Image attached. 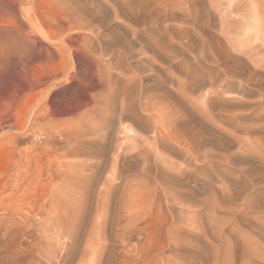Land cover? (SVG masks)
I'll use <instances>...</instances> for the list:
<instances>
[{"label": "rangeland", "instance_id": "1", "mask_svg": "<svg viewBox=\"0 0 264 264\" xmlns=\"http://www.w3.org/2000/svg\"><path fill=\"white\" fill-rule=\"evenodd\" d=\"M95 2V23L105 22L77 47L85 31L68 29L71 2L0 0V216L30 217L13 227L16 249L0 226V253L9 245L32 264H96L100 254L264 264V84L226 75L250 57L264 70L254 1ZM243 17L230 46L226 26L235 34ZM85 143L91 153L75 154ZM55 213L62 228L46 223Z\"/></svg>", "mask_w": 264, "mask_h": 264}, {"label": "bare ground", "instance_id": "2", "mask_svg": "<svg viewBox=\"0 0 264 264\" xmlns=\"http://www.w3.org/2000/svg\"><path fill=\"white\" fill-rule=\"evenodd\" d=\"M13 1V0H12ZM65 2H66V0H64ZM95 1H99V0H71V1H68L67 0V2H71L69 5L71 6V10H72V16H71V18H70V20L68 21V29H69V31H73V32H76L77 31V33L78 32H80V34L82 33V30H83V32H84V34L83 35H81V36H76V37H74V38H72L71 39V41H73V44L75 45V46H77V47H82V46H85L86 45V42H88V43H91V41L89 40V36L90 37H96V26H97V24L99 25V23L103 20V18H101L100 19V17H99V20H100V22L99 23H95V19H97L96 18V7H98V6H96V5H99V4H96V2ZM251 1V0H250ZM254 1V5H253V7H254V11H255V14H254V16H253V19L255 20V24H253V25H255L254 26V28H256V31H255V33H254V36H258L259 38H262V39H264V0L262 1V0H253ZM29 2V1H28ZM16 3V2H15ZM32 3V2H31ZM235 4V3H234ZM68 5V6H69ZM230 5V4H229ZM232 6V5H231ZM239 6V5H238ZM100 7H98V9H99ZM115 8V7H114ZM242 7H240L238 10H240ZM244 8V7H243ZM242 8V9H243ZM252 8V7H251ZM42 9V8H41ZM97 9V11H99ZM241 9V10H242ZM165 10V9H164ZM230 9H228V11H229ZM237 10V11H238ZM5 11V10H4ZM32 11V10H31ZM42 11V10H41ZM196 11V10H195ZM245 11V10H244ZM189 13V12H188ZM232 13V12H231ZM234 13V12H233ZM245 13V12H244ZM243 13V15L239 12V14L240 15H242V16H244V15H246V14H244ZM10 14V13H9ZM140 14V13H139ZM152 14V13H151ZM227 14V13H226ZM250 14H251V12H250ZM28 15V14H27ZM190 15V14H189ZM228 15H229V13H228ZM235 15V14H234ZM237 15V14H236ZM253 15V14H252ZM4 16V15H3ZM20 16V15H19ZM29 16V15H28ZM70 17V16H69ZM233 17V16H232ZM44 18V17H43ZM115 18V17H114ZM230 18V17H229ZM235 19H236V17H234ZM252 18V17H251ZM15 19V18H14ZM17 19V18H16ZM23 19V18H22ZM69 19V18H68ZM196 19V18H195ZM231 19V18H230ZM67 21V20H66ZM104 22H105V20H103ZM101 22V26L103 25V23L104 22ZM119 21V20H118ZM191 21V20H190ZM249 19H247L246 17H243V18H241L240 19V21H239V31H236L235 32V34H233L234 33V30H236V27L235 28H233L234 27V24L232 25V23L231 22H229L228 24H227V32L231 35V36H228V37H231L230 39V46H231V44L234 42V40H236L235 38H234V36H237L238 34H240L239 32L240 31H242L245 27L247 28L248 27V25H249ZM253 21V20H252ZM27 22V21H26ZM61 22V21H60ZM96 22H98V21H96ZM123 23V22H122ZM34 24V23H33ZM66 24V23H65ZM94 24H96V26L94 25ZM246 24H248V25H246ZM30 25V24H29ZM63 25V24H62ZM127 25V24H126ZM128 25H129V23H128ZM52 26V25H51ZM105 26V25H104ZM123 26H125V25H123ZM59 27H60V25H59ZM99 28H100V26H98ZM118 27V26H117ZM163 27V26H162ZM32 28V27H31ZM61 28V27H60ZM245 28V29H246ZM45 29V28H44ZM57 29H58V27H57ZM62 29V28H61ZM67 29V28H66ZM244 29V30H245ZM19 30V29H18ZM136 30H138L137 29V27H136ZM249 30V29H248ZM253 31H254V29H252ZM30 31V30H29ZM62 31V30H61ZM101 31V30H100ZM165 32V31H164ZM249 32H252V31H249ZM55 33V32H54ZM57 34L59 33V31L57 30V32H56ZM72 33V32H71ZM242 33V32H241ZM56 34V35H57ZM60 34L62 35V34H64V33H61L60 32ZM59 34V35H60ZM70 34V33H69ZM67 35V36H72V34H74V33H72V34H70V35ZM79 34V33H78ZM101 34H103V33H101ZM247 34V33H246ZM252 34V33H251ZM24 35V34H23ZM26 35V34H25ZM52 35H54V34H52ZM60 35V36H61ZM105 35H107V34H105ZM29 36V35H28ZM34 36V35H33ZM70 36V37H71ZM74 36V35H73ZM103 36V35H102ZM101 36V37H102ZM111 36V35H110ZM253 35H250L249 34V37L250 38H252V37H254ZM48 37V36H47ZM56 37V36H55ZM63 37V36H62ZM105 38H106V36H104ZM114 37H116L115 35H114ZM118 37V36H117ZM139 37V36H138ZM141 37V36H140ZM24 38V37H23ZM58 38V37H57ZM59 38H61V37H59ZM100 38V37H99ZM133 38V37H132ZM136 38V37H135ZM238 38V37H237ZM50 39V38H49ZM63 39H66L65 37L63 38ZM96 39H98V38H96ZM95 39V41H97ZM103 40H105L104 38H102ZM101 39V40H102ZM117 40L118 39H121L120 37L119 38H116ZM122 39H125V38H122ZM143 39V38H142ZM25 40V39H24ZM92 40V39H91ZM100 40V41H101ZM107 40H108V38L106 39V42H107ZM115 40V39H114ZM116 40V41H117ZM126 40V39H125ZM136 40H137V38H136ZM141 40V39H140ZM68 41V42H67ZM66 42H67V44H69V38H68V40H67ZM113 41V40H112ZM124 40H120L119 41V44H120V42H123ZM130 41V40H129ZM242 41V40H241ZM92 42H93V45H95L96 44V42L94 43V41L92 40ZM104 42V41H103ZM109 42H111V41H109ZM140 42V41H139ZM142 42V41H141ZM236 42V41H235ZM17 43V42H16ZM57 43V42H56ZM65 43V42H64ZM64 43H62L63 45H64ZM71 43V42H70ZM87 43V44H88ZM98 43V42H97ZM102 43V42H101ZM101 43H99V44H101ZM112 43V42H111ZM118 43V42H117ZM124 43V42H123ZM54 44V43H53ZM52 44V45H53ZM58 44H60V43H58ZM72 44V45H73ZM102 44H104V43H102ZM238 44V43H237ZM239 44H241V43H239ZM51 45V46H52ZM61 45V44H60ZM70 45V44H69ZM68 45V46H69ZM73 45V46H74ZM91 45V44H90ZM115 45V44H114ZM120 45H122V44H120ZM125 45V44H124ZM88 46V45H87ZM112 45H110V47H111ZM236 46V45H235ZM53 47V46H52ZM72 47V46H71ZM60 48H62L61 46H60ZM74 48H76V47H74ZM88 48V47H87ZM105 48V47H104ZM233 48V47H232ZM235 48V47H234ZM257 48V47H256ZM52 49V48H51ZM82 49V48H81ZM107 49V48H106ZM67 50V49H66ZM75 50V49H74ZM77 50V49H76ZM80 50V49H79ZM78 50V51H79ZM89 50H91V49H89ZM20 51V50H19ZM47 51V50H46ZM49 51V50H48ZM54 51H55V48H54ZM54 51H50V53L53 55V53L56 55V51L54 52ZM65 51V50H64ZM77 51V52H78ZM77 52H76V54H77ZM93 52H96V51H93ZM137 52V51H136ZM47 53V52H46ZM65 53V52H64ZM73 53V55H74V52H72ZM111 53V52H110ZM66 54V53H65ZM82 54V53H81ZM52 55H49V57H51ZM58 55H60V54H58ZM118 55H120V54H118ZM46 56V55H45ZM57 56V55H56ZM55 56V57H56ZM67 56V55H66ZM48 56L45 58H43L44 60L46 59V60H48L47 58H49ZM53 58H54V60L56 59L55 57H54V55L52 56ZM51 57V58H52ZM74 57H76V56H74ZM104 57V56H103ZM30 58V57H29ZM53 58H52V60H53ZM39 59V58H38ZM58 59V58H57ZM49 60H51V59H49ZM48 60V61H49ZM40 61V60H39ZM245 61V62H244ZM20 62H21V60H20ZM28 62V61H27ZM26 62V63H27ZM38 62V61H37ZM54 62V61H53ZM55 62H57L58 63V61H56L55 60ZM63 62V61H62ZM149 63V62H148ZM41 64V63H40ZM43 64H44V62H43ZM45 64H47V63H45ZM23 65H25V64H23ZM51 65V66H50ZM59 65V64H58ZM58 65L55 63V67L57 66V68H58ZM259 65H261V60L260 59H258V58H256V57H250V59L248 58V60H244V59H242V61H238V65H235V66H233L232 68H227V70H226V75H227V77L229 78V79H238L239 80V82L240 83H250V84H252V85H254V86H257V85H262V84H264V70H261V69H259L258 68V66ZM37 66V65H36ZM38 66H40L39 64H38ZM37 66V67H38ZM50 66V67H49ZM49 66H46V68L47 67H49L50 68V70H51V67H52V64H50V61H49ZM54 66V65H53ZM61 66V65H60ZM23 67V66H22ZM36 67V68H37ZM41 67H42V64H41ZM20 68V67H19ZM33 68V67H32ZM54 68V67H53ZM66 68V67H65ZM24 69V68H23ZM23 69H22V72H23ZM55 69L56 68H54V71H55ZM42 70H43V68H42ZM44 70H45V68H44ZM57 70V69H56ZM69 70V69H68ZM146 70V69H145ZM33 71V70H32ZM46 71V70H45ZM49 70H47L46 72H48ZM52 71H53V69H52ZM53 71V72H54ZM77 71V70H76ZM144 71V70H143ZM38 72V71H37ZM59 72V71H58ZM140 72V71H139ZM56 73H57V71H56ZM54 74H55V72H54ZM50 75H51V73H50ZM53 75V74H52ZM51 75V76H52ZM56 75V74H55ZM134 76V75H133ZM132 76V77H133ZM25 77V76H24ZM42 77V76H41ZM45 77V76H44ZM46 77H48V76H46ZM45 77V78H46ZM136 77V76H135ZM35 78V77H34ZM55 78V76L53 77V79ZM36 79H38V77L36 78ZM48 79H49V77H48ZM40 80V79H39ZM38 81V80H37ZM59 81V80H58ZM39 82V81H38ZM138 82H140V81H138ZM136 83V82H135ZM125 84V83H124ZM148 84V83H147ZM133 85V84H132ZM138 85V84H137ZM234 85V84H233ZM248 85V84H247ZM139 86V85H138ZM261 87V86H260ZM140 98V97H139ZM138 99V98H137ZM84 102V101H83ZM145 102V101H144ZM142 103V102H141ZM146 103V102H145ZM88 104V103H87ZM83 106V105H82ZM86 106V105H85ZM145 106V105H144ZM149 106V105H148ZM140 107V106H139ZM78 108V107H77ZM91 108V107H90ZM150 108V107H149ZM42 109V108H41ZM76 109V108H75ZM130 109V108H129ZM142 109V108H141ZM93 110V109H92ZM119 110V109H118ZM134 110V109H133ZM143 111V110H142ZM40 112V111H39ZM139 112V111H138ZM144 112V111H143ZM152 112V111H151ZM129 114H130V112H128ZM150 113V112H149ZM153 113V112H152ZM155 113V112H154ZM153 113V114H154ZM37 114V113H36ZM145 114V113H144ZM151 114V113H150ZM90 115V114H89ZM96 114H94L93 116H95ZM155 115V114H154ZM148 116V115H147ZM152 116V115H151ZM154 116H152V118H153ZM94 118H96V117H94ZM115 119V118H114ZM146 119V118H145ZM149 119V118H148ZM113 120V119H112ZM113 122H114V120H113ZM135 122V121H134ZM175 122V121H174ZM113 125V124H112ZM142 128V127H141ZM153 128V127H152ZM143 129V128H142ZM145 130V129H144ZM144 132V131H143ZM146 132V131H145ZM194 138V137H193ZM200 139V138H199ZM53 140V139H52ZM56 141V140H55ZM64 142V141H63ZM62 142V143H63ZM254 142H256V141H254ZM52 144V143H51ZM65 144V143H64ZM60 145V144H59ZM118 145V144H117ZM197 145V144H196ZM256 147V146H255ZM120 148V147H119ZM258 148V147H257ZM70 149V148H69ZM260 149V148H259ZM73 150V149H72ZM82 151L83 150V152H87L88 154L89 153H91L90 152V148H89V146H87L86 145V143L85 144H79V147H75L74 148V152H75V154H77V153H79V151ZM114 150V149H113ZM67 151L69 152V150L67 149ZM72 153H73V151H72ZM74 154V153H73ZM195 155L197 154L196 152L194 153ZM206 157V156H205ZM198 158V157H197ZM196 158V159H197ZM78 160V159H77ZM78 164H79V162H78ZM98 165H100V164H98ZM73 166H75L76 168H77V166L76 165H73ZM80 168L82 167V168H85V167H90L91 165L90 164H87V163H85V160L82 162L81 161V163H80V165H78ZM100 167V166H99ZM108 182V180L106 179L105 180V182L103 181V183H107ZM52 199V198H51ZM50 199V200H51ZM100 203H102V201L100 202ZM100 205V204H99ZM5 207V206H4ZM7 207V206H6ZM10 208V207H9ZM3 209H5V208H3ZM6 210H8V207H7V209ZM58 212V211H57ZM17 213V212H16ZM57 213H55V215L53 216V218L52 219H50V220H48V221H46V223H47V225H49L50 223H52V222H55L54 224H55V226H57V227H61V226H63V222H62V219H61V216H59V215H56ZM19 217H21V216H19ZM50 218V217H49ZM63 218V217H62ZM42 219V218H41ZM21 222L20 223H18L17 221V219H16V216H14V212H10L9 214H6V213H4L2 216H0V226L1 225H3L2 227H4V229H3V235H5L6 237H8L9 238V244L11 245V248H13L14 247V249H16V242H15V238H16V233H17V231L16 232H14V230H13V227L14 226H16V225H18V227L19 228H21V227H23V226H21V223L23 224V225H25V226H27L28 225V223L30 222V217L28 216V215H22V217H21ZM32 220V219H31ZM47 220V219H46ZM116 221H117V223L119 224V220L118 219H116ZM116 223V222H115ZM17 228V227H16ZM18 228V230H21V229H19ZM26 228V227H25ZM62 228V227H61ZM53 229V228H52ZM27 230V229H26ZM44 231H46L45 229H44ZM25 232V231H24ZM125 232H126V230H124V231H122V234L121 235H123V234H125ZM31 233V232H30ZM60 233V232H59ZM19 235H20V233H18ZM17 234V235H18ZM43 234V233H42ZM47 234V233H46ZM29 235V234H28ZM127 235H128V232H127ZM26 236V235H25ZM63 236V235H62ZM55 237H56V235H55ZM40 238V237H39ZM42 238V237H41ZM127 238V237H126ZM125 238V239H126ZM4 239V238H3ZM7 239V238H6ZM98 240V239H97ZM5 241V240H4ZM40 241V240H39ZM43 241V240H42ZM19 242V241H18ZM17 242V243H18ZM98 242V241H97ZM8 243V242H7ZM6 243V244H7ZM43 243V242H42ZM44 244V243H43ZM14 245V246H13ZM38 245H39V243H38ZM50 245V244H49ZM9 246V245H8ZM8 246H5L4 247V249H3V251H1V253H0V258L2 259V260H4V262H6L5 264H32L33 262H34V258H33V255H32V253L30 254H27L28 252H25V255H23L24 254V252H22L21 253V251H19L18 249L17 250H15L16 252L15 253H13L14 254V256H11V254H9L8 253ZM18 246V245H17ZM85 248H87L86 246H84ZM2 248V247H1ZM25 248V247H24ZM33 248V247H32ZM95 242H94V238H92L91 240H90V242H89V246H88V250L86 249V251L88 252L89 250L91 251V249L93 250V252H95ZM39 249H40V247H39ZM83 251V250H82ZM4 252V253H3ZM86 252V254H88ZM3 253V254H2ZM8 253V254H7ZM90 253V252H89ZM22 254V255H21ZM80 255H81V253H80ZM101 255L102 254H100L99 255V259H98V262L96 263V264H112L111 263V258H109L108 259V262H106V263H104V261L105 260H103L102 259V257H101ZM101 257V258H100ZM10 258L12 259V261H9L10 260ZM2 260H0V262L2 261ZM81 260V259H80ZM94 260V259H93ZM3 262V261H2ZM91 263V262H90ZM3 264V263H2ZM83 264V263H82Z\"/></svg>", "mask_w": 264, "mask_h": 264}]
</instances>
